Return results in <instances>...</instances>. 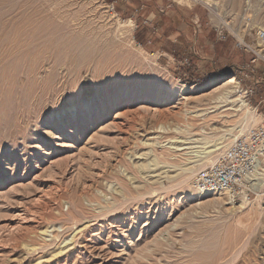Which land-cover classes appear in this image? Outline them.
<instances>
[{"label": "rangeland", "instance_id": "1", "mask_svg": "<svg viewBox=\"0 0 264 264\" xmlns=\"http://www.w3.org/2000/svg\"><path fill=\"white\" fill-rule=\"evenodd\" d=\"M232 1L0 0V264H264V194L188 179L224 83L264 125V0Z\"/></svg>", "mask_w": 264, "mask_h": 264}, {"label": "built area", "instance_id": "2", "mask_svg": "<svg viewBox=\"0 0 264 264\" xmlns=\"http://www.w3.org/2000/svg\"><path fill=\"white\" fill-rule=\"evenodd\" d=\"M256 36L258 42L264 44V30L259 29ZM263 160L264 125H261L235 140L212 166L201 170L194 189L202 194L226 196L236 205L251 203L258 194L254 175Z\"/></svg>", "mask_w": 264, "mask_h": 264}, {"label": "bare ground", "instance_id": "3", "mask_svg": "<svg viewBox=\"0 0 264 264\" xmlns=\"http://www.w3.org/2000/svg\"><path fill=\"white\" fill-rule=\"evenodd\" d=\"M209 3V2H208ZM210 3L212 4V7H214L215 10H217L215 8V6L217 7V3H214L212 1H210ZM233 6H237L238 5V0H233L232 1ZM218 8V7H217ZM14 22V20H13ZM11 23V22H10ZM7 24H9L7 22ZM131 24V23H130ZM119 25V24H118ZM12 26V23H11ZM15 26V25H14ZM21 26V25H19ZM129 26V25H128ZM5 27V24H4ZM117 27V26H116ZM11 28V27H10ZM17 28V27H16ZM118 28V27H117ZM120 28V27H119ZM129 27L126 26V33L129 31L128 30ZM23 29V28H22ZM123 29H125V27H123ZM9 30V29H8ZM16 30V29H15ZM19 32H20V27H19ZM22 32V31H21ZM7 34V33H6ZM123 34V33H122ZM129 34V32H128ZM8 35V34H7ZM16 35V34H15ZM41 37V36H40ZM39 37V38H40ZM78 46V45H77ZM84 48V47H83ZM12 50V49H11ZM70 50V49H69ZM82 49H80L81 51ZM75 52V51H74ZM79 54V53H78ZM83 54V53H82ZM80 55V54H79ZM75 56V55H74ZM81 56V55H80ZM78 56V57H80ZM81 58V57H80ZM73 59V58H72ZM29 63V67L30 69H32V65L34 62H28ZM5 64V63H4ZM6 66V65H4ZM6 70V69H5ZM28 70V68H27ZM3 71V70H2ZM8 71V70H7ZM31 73V72H30ZM29 73V74H30ZM10 74V72H9ZM7 75V72H6ZM4 76V75H3ZM11 77V76H10ZM5 78H7V76H5ZM13 79V78H12ZM8 80V79H7ZM230 80V79H229ZM14 81V79H13ZM12 81V82H13ZM9 82V81H7ZM237 80L236 79H231L230 81H227L226 83H224L222 85L223 87V91L221 93V95L218 96V103H231L232 106H234V108L236 107L235 112H237L238 115H240L241 120L239 121V123H237L238 125L235 126L234 128L230 129L229 132L227 133V135H224V137H220L217 140H210V139H204V141L202 142L203 144V152H201V164L199 165V169L195 170H191L190 171V178L188 179H194L198 174V171L200 169H203L205 167L208 166H212L216 161L214 160L215 157H213L215 154L217 155H222L229 147L230 145L237 139H239L240 137L244 136L246 133H248L251 129H253L259 122H261L263 120L262 115H260L255 109H253L250 104H248L242 97L241 95V91L238 89L237 86ZM11 87V86H10ZM226 88V89H224ZM230 105V104H229ZM233 108V107H232ZM227 141H229L227 143ZM172 143V147L170 146V150L176 152H181L184 151L186 149L189 148H182L184 145H188V143L185 142H179V141H175V142H171ZM170 143V144H171ZM200 143V142H199ZM190 144V143H189ZM197 147V146H196ZM191 149H193L191 147ZM197 149V148H195ZM171 152V151H170ZM182 153V152H181ZM200 154V153H199ZM174 156V155H173ZM172 156V157H173ZM177 156V155H176ZM200 156V155H199ZM217 157V156H216ZM264 161H261L258 163L257 168H256V173L254 175V177H256V179H254L255 181L257 180L258 182L256 183L258 186L257 189V193L258 195V199L262 197V195L264 194ZM261 167V170L259 171ZM191 183V182H190ZM192 184V183H191ZM192 187V186H191ZM198 195H203L202 193L198 192ZM219 198V197H218ZM261 202V201H260ZM245 204V203H244ZM243 205V204H242ZM242 207V206H240ZM222 249L223 250H219L217 252L220 253V255L218 254V257L220 258V260H225V240L223 241V245H222ZM218 257L216 259H218ZM215 259V260H216ZM218 262V260H217Z\"/></svg>", "mask_w": 264, "mask_h": 264}, {"label": "crops", "instance_id": "4", "mask_svg": "<svg viewBox=\"0 0 264 264\" xmlns=\"http://www.w3.org/2000/svg\"><path fill=\"white\" fill-rule=\"evenodd\" d=\"M181 19L183 20V22L185 21V18H184V16H182V15H181ZM182 20H181V24H184V23L182 22Z\"/></svg>", "mask_w": 264, "mask_h": 264}]
</instances>
